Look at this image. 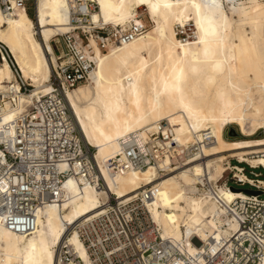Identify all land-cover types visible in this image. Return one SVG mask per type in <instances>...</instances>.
Masks as SVG:
<instances>
[{
    "label": "bare ground",
    "instance_id": "bare-ground-1",
    "mask_svg": "<svg viewBox=\"0 0 264 264\" xmlns=\"http://www.w3.org/2000/svg\"><path fill=\"white\" fill-rule=\"evenodd\" d=\"M91 1L97 10L90 14L89 24L147 26L144 34L107 53L89 39L94 67L88 84L65 91L103 188L68 177L59 202L35 212L30 233L15 232L0 219V264H56V247L68 225L101 210L111 195L126 198L148 187L152 197L144 204L161 238L188 258L213 252L238 231L225 204L245 194L217 186L215 194L199 195L200 176L217 184L234 157L264 168V137H223L229 125H236L237 132L246 136L264 129V0ZM10 3L11 14L5 15L0 7V43L33 89L26 97L18 96L15 107L3 109L1 129L24 104L50 92L56 64L51 40L71 31L68 0H35V20L14 0ZM140 8L147 21L139 20ZM189 23L194 39L178 38L177 29L184 31ZM10 82V67L1 62L0 90ZM162 120L167 124L162 130L170 131V141L178 145L176 150L169 148L172 155L200 143L203 159L172 167L166 156L143 169L112 173L109 162L121 153L122 143L142 144L147 131L158 130ZM68 242L86 261L75 230Z\"/></svg>",
    "mask_w": 264,
    "mask_h": 264
},
{
    "label": "built area",
    "instance_id": "built-area-1",
    "mask_svg": "<svg viewBox=\"0 0 264 264\" xmlns=\"http://www.w3.org/2000/svg\"><path fill=\"white\" fill-rule=\"evenodd\" d=\"M14 1L17 7L26 10L27 0ZM68 3L71 31L59 36L62 50L53 49L56 64L50 77V92L24 104L23 110L0 128V219L18 233L34 230L35 212L49 203L59 202L63 181L68 177L103 188L91 149L85 145L65 101V91L84 84L94 67L89 39L106 51L147 31L145 23L132 22L125 28L89 24L90 14L97 10L96 3L91 0H68ZM0 7L5 15L11 14L10 0H0ZM4 61L13 74V82L0 90V118L4 108L15 107L18 96L26 97L33 89L0 43V63ZM166 125L161 121L158 130L147 131L142 144L123 142L121 153L109 162L112 173L143 169L166 156L172 167L203 159L200 143L186 145L172 155L170 149L176 150L178 145L170 141V131L162 130ZM261 155L264 157V152ZM231 160L217 184L204 175L197 184L199 195L215 194L217 186L245 194L225 204L227 216L238 223V231L217 243L213 252H200L197 258H188L170 241L163 240L144 204V200L152 197L148 187L126 198L111 195L101 210L68 225L69 230L56 247V264H264V181L257 178L260 173L252 171L263 167L235 159L237 164L250 169L254 177L248 178L245 167L232 165ZM231 183L247 184L249 190L262 194H248ZM73 230L85 248L86 261L68 242Z\"/></svg>",
    "mask_w": 264,
    "mask_h": 264
},
{
    "label": "rangeland",
    "instance_id": "rangeland-1",
    "mask_svg": "<svg viewBox=\"0 0 264 264\" xmlns=\"http://www.w3.org/2000/svg\"><path fill=\"white\" fill-rule=\"evenodd\" d=\"M139 10V13H142L143 15V20L147 21L146 19V16H144V11H143V8H140L138 9ZM26 11L30 14L31 18L33 20H35V0H27L26 1ZM185 32V33H184ZM193 27L191 26V24H187L184 28V31L182 28H178L177 29V37L178 38H186V37H189L190 40L192 41L194 38H193ZM51 44H52V47L54 49L55 52H59L62 50V47H61V42H60V37L59 36H56L55 38H53L51 40ZM103 53H107L108 51H102ZM27 82L30 83L29 80H26ZM88 84V81L85 82L84 84H81V85H78V86H84V85H87ZM77 87V86H76ZM162 121H165V120H162ZM246 127H248V125L246 124ZM232 130H234L237 135L234 136V137H230L228 136V133L231 132ZM223 137L225 139H230V140H240V139H259V138H262L264 137V129H258L254 134L250 135V136H246V135H241L237 132V127L236 125H229L227 126L224 131H223ZM237 137V138H236ZM236 138V139H235ZM264 149V148H263ZM253 156V155H252ZM235 157L232 158L231 160V164L234 165V164H237L236 161H235ZM230 160V159H229ZM239 166H244L245 167V170H244V174L248 177V178H253V174H250L249 171L250 169L244 165V164H237ZM254 173H260V175L257 176L258 179L260 180H263L264 181V169L263 168H256L254 170H252ZM165 173H160V175H162ZM230 185L234 186L235 188L237 189H242V190H248L250 189V187L247 185V184H244V185H238V184H233L231 183Z\"/></svg>",
    "mask_w": 264,
    "mask_h": 264
},
{
    "label": "water",
    "instance_id": "water-1",
    "mask_svg": "<svg viewBox=\"0 0 264 264\" xmlns=\"http://www.w3.org/2000/svg\"><path fill=\"white\" fill-rule=\"evenodd\" d=\"M236 135H237V133L234 130H232L231 132L228 133V136H230V137H234ZM243 191L248 193V194H251V195H261L262 194L261 191H257V190H249L248 189V190H243Z\"/></svg>",
    "mask_w": 264,
    "mask_h": 264
},
{
    "label": "trees",
    "instance_id": "trees-1",
    "mask_svg": "<svg viewBox=\"0 0 264 264\" xmlns=\"http://www.w3.org/2000/svg\"><path fill=\"white\" fill-rule=\"evenodd\" d=\"M28 13V12H27ZM29 14V13H28ZM30 15V14H29ZM31 17V16H30Z\"/></svg>",
    "mask_w": 264,
    "mask_h": 264
}]
</instances>
